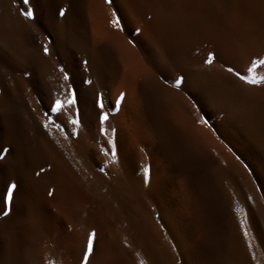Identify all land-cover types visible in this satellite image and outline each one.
I'll use <instances>...</instances> for the list:
<instances>
[{"label":"bare ground","instance_id":"6f19581e","mask_svg":"<svg viewBox=\"0 0 264 264\" xmlns=\"http://www.w3.org/2000/svg\"><path fill=\"white\" fill-rule=\"evenodd\" d=\"M33 7L37 23L18 17L11 0H0V46L17 66L35 70L30 80L0 65V145L9 149L0 161V186L18 180V210L25 216L23 224L6 226L0 264L53 258L52 240L34 230L33 213L45 225L58 217L72 220L81 234L95 229L97 264L106 260L105 239L116 257L120 246L127 250L125 264H256L234 209H244L253 236L258 224L264 232V86L243 85L215 63L206 86L231 101L236 115L235 121L221 120L202 96L159 84L146 50L174 57L198 52V66L216 48L243 69L250 55L264 53V0H34ZM59 8L66 9L65 17ZM113 12L124 18L123 31L110 24ZM46 35L55 44L48 58L35 43ZM61 67L75 77L89 111L94 90L109 100L125 93L119 113L110 116L120 160L108 164L107 177L87 155L98 154L88 135L65 141L53 131L52 139L38 126L32 109L38 112L48 89L59 88ZM82 78L92 85H83ZM193 103L215 133L195 123ZM49 165L48 175L36 177L39 167ZM144 165L151 169L148 187L132 174ZM252 243L258 264H264V244Z\"/></svg>","mask_w":264,"mask_h":264},{"label":"snow or ice","instance_id":"6c2138e0","mask_svg":"<svg viewBox=\"0 0 264 264\" xmlns=\"http://www.w3.org/2000/svg\"><path fill=\"white\" fill-rule=\"evenodd\" d=\"M33 2L34 0H11V6L14 13L24 21L37 23ZM106 3L112 4L113 0H106ZM58 15L65 17L66 9L59 8ZM123 19V17H117V14L113 12L110 24L117 30L123 31ZM134 31L139 34L141 30L137 27ZM35 43L45 58L50 56V48L55 50V44L48 35L44 36L42 40H36ZM129 43L132 41L130 40ZM193 47L198 48L199 45ZM189 52L191 53V49ZM198 54L197 52L174 57L166 52L163 55L154 56V50H146L149 63L159 73L156 77L159 84L168 88H175L177 91L183 89L187 95L202 96L204 102L209 108L216 111V115L221 120L235 121L233 103L206 86V75L215 63H219L222 72L227 77L249 87L264 86V71H261L264 69V53L250 55L243 69L222 59L219 50L216 48L208 49L206 57L201 58L197 66L195 56ZM80 63L84 67V71L87 72L88 61L83 60ZM0 65H7L13 71H19L30 80L35 75L33 67L17 66L9 51L2 46H0ZM58 71L61 81L59 88L56 91L48 89L47 101L43 103L38 112L37 109H32L33 113H36L38 126L52 139H54L53 131L59 133L65 141L71 137L80 142L85 134L88 135L96 143L98 154L93 155L89 150L87 155L96 164V171L107 177L108 164H117L120 160V154L117 151V129L110 124V116L114 117L119 113L125 101V93L120 92L109 100L104 92L94 90L91 99V111H89V101L75 86V77L65 71L63 67L59 68ZM81 83L92 85L93 82L90 79L82 78ZM37 103L39 104L41 101H37ZM192 108L199 113L195 123L212 128L215 133L216 129L207 118V114L198 109L195 103L192 104ZM229 150L231 151V149ZM8 152V148L0 145V161L5 159ZM100 157L104 159L100 160ZM236 159L240 160V157L236 156ZM244 166L245 168L248 167L246 164ZM50 170V165L48 168L41 166L35 175L36 177H40L41 174L48 175ZM132 174L133 178L139 176L145 187L150 185L151 169L149 165H144L139 170L134 168ZM19 191L20 184L16 179L4 182L0 186V249L3 248L2 236L6 226H19L25 220L24 213L18 210ZM47 195L53 197L52 189H48ZM248 199L251 201V197ZM234 211L239 217V231L247 254L251 261L258 264L252 242L259 239L261 244H264V233L258 232L256 236H253L244 209L237 206ZM31 222L36 232L45 233L52 240L53 258L45 256L41 264H57L56 257L60 258L61 264H97L101 249L95 229L91 231L85 229L81 234L72 220L61 221L58 217L45 225L44 217L36 213H33ZM140 264H144V261L141 260Z\"/></svg>","mask_w":264,"mask_h":264},{"label":"rangeland","instance_id":"374dc122","mask_svg":"<svg viewBox=\"0 0 264 264\" xmlns=\"http://www.w3.org/2000/svg\"><path fill=\"white\" fill-rule=\"evenodd\" d=\"M264 33V19L262 18L261 19V34ZM262 38V37H261ZM258 230L260 233H264L261 226L258 224ZM258 234V232H256ZM256 234V235H257ZM108 239V238H107ZM104 239H102L103 241ZM103 248H102V252L104 254V258L106 260H104V263L102 264H125V260H129V257H128V252L125 248H123L122 246H120V257H116L115 256V253H112L110 252V250L107 249L108 245H107V242H106V239H105V243L103 242L102 245H101Z\"/></svg>","mask_w":264,"mask_h":264}]
</instances>
